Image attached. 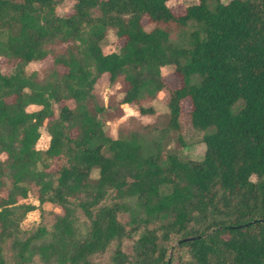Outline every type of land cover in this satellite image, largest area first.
I'll use <instances>...</instances> for the list:
<instances>
[{
  "label": "trees",
  "instance_id": "obj_1",
  "mask_svg": "<svg viewBox=\"0 0 264 264\" xmlns=\"http://www.w3.org/2000/svg\"><path fill=\"white\" fill-rule=\"evenodd\" d=\"M62 1L0 0L13 66L0 68V264H264V0H191L179 14L168 0H71L60 15ZM109 30L121 43L105 52ZM46 59L42 80L26 71ZM103 75L139 114L167 89L165 130L183 111L213 126L202 157L165 152V130L149 154L136 131L109 136L93 93ZM31 190L40 220L22 228Z\"/></svg>",
  "mask_w": 264,
  "mask_h": 264
},
{
  "label": "rangeland",
  "instance_id": "obj_2",
  "mask_svg": "<svg viewBox=\"0 0 264 264\" xmlns=\"http://www.w3.org/2000/svg\"><path fill=\"white\" fill-rule=\"evenodd\" d=\"M229 0H221V2L226 3ZM71 0H63L56 7V12L60 15L67 11L68 7L71 5ZM193 3L191 0H168L167 5L172 9L174 14L182 13L186 5ZM143 25L145 29L149 30L153 25L148 23L147 19H143ZM174 26H170L173 28ZM171 36L177 38V29H173ZM121 43L113 30H109L107 36L103 42V49L105 52H111L117 50L116 45ZM51 65L50 60L46 59L41 62L30 63L26 67V71L29 73L31 71H36L38 73V79L42 80L43 74L47 67ZM0 68L4 73H8L12 70V64H8L4 59L0 58ZM172 67L167 66L162 68V74L165 75V81H170L169 85L172 87L179 83V80L171 73ZM173 82V83H171ZM125 89V84L122 80H119L114 85H109L108 77L103 75L98 82L94 85L93 93L96 96L99 104L106 107V110L101 114L104 121V128L106 133L114 138L126 136L130 132L136 131L140 134V137L145 140L143 143V152L145 154L153 153L156 151L158 144L154 142L155 137L160 136L161 130L167 128L168 113L169 109L167 106L168 102V90L165 89L157 95V98L153 101H146V104H151L154 107V114H139L137 107L133 104L131 105H120L118 100L123 96V90ZM72 105V104H71ZM240 102L235 105L237 108ZM29 111L35 110L36 106L28 107ZM180 128L177 132L173 130H165L163 137H161V147L166 151H176L183 158L199 159L203 155L204 144L201 142V138L205 133L212 132L214 127H208L206 129H196L192 126L190 122V117L186 111H183L179 117ZM180 135L182 141H179L176 137ZM160 138V137H159ZM49 142V134L45 128L41 129L40 138L36 144L38 149H45ZM159 142V141H158ZM97 170H93L91 177H97ZM254 180V176L252 177ZM4 193V192H3ZM23 202L33 204L35 209L28 211L25 218L21 222L22 228H29L37 224L40 220L39 218V206L36 198V193L31 190L27 198ZM42 207L45 209L53 210L59 213L61 210L49 203L44 204ZM129 241H124V249H129ZM175 244V243H174ZM185 256V254H184ZM109 256H102L96 258V261L102 264H108Z\"/></svg>",
  "mask_w": 264,
  "mask_h": 264
},
{
  "label": "crops",
  "instance_id": "obj_3",
  "mask_svg": "<svg viewBox=\"0 0 264 264\" xmlns=\"http://www.w3.org/2000/svg\"><path fill=\"white\" fill-rule=\"evenodd\" d=\"M33 63H36V62H33ZM127 105H131V104H127ZM31 106H36V105H30L29 107H31ZM37 108H39L38 106H36V109ZM112 138H114V137H112ZM46 204V203H45ZM44 208V207H43Z\"/></svg>",
  "mask_w": 264,
  "mask_h": 264
}]
</instances>
